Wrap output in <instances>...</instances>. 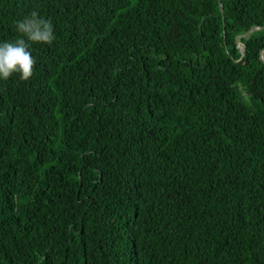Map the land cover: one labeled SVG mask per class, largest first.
Returning a JSON list of instances; mask_svg holds the SVG:
<instances>
[{"label":"trees","instance_id":"trees-1","mask_svg":"<svg viewBox=\"0 0 264 264\" xmlns=\"http://www.w3.org/2000/svg\"><path fill=\"white\" fill-rule=\"evenodd\" d=\"M34 11L56 40L0 81V264H264V29L237 44L264 0H0V41Z\"/></svg>","mask_w":264,"mask_h":264},{"label":"clouds","instance_id":"clouds-1","mask_svg":"<svg viewBox=\"0 0 264 264\" xmlns=\"http://www.w3.org/2000/svg\"><path fill=\"white\" fill-rule=\"evenodd\" d=\"M14 23L17 38L0 41V81L16 76L29 81L37 63L31 49L34 44L52 45L56 40L55 26L52 20L42 18L35 11Z\"/></svg>","mask_w":264,"mask_h":264},{"label":"water","instance_id":"water-1","mask_svg":"<svg viewBox=\"0 0 264 264\" xmlns=\"http://www.w3.org/2000/svg\"><path fill=\"white\" fill-rule=\"evenodd\" d=\"M221 10H222V13L224 14V6H223V5H221ZM261 29H264V27H263V28L254 27V28H253L248 34H246L245 36L239 37V38L237 39V44L240 45L242 39L250 37L255 31H257V30H261ZM225 34H226V32H225ZM240 51H241L242 54H243V58H242V59H244V58H245V55H246L245 48H244V49L240 48ZM262 60L264 61V51H263V53H262Z\"/></svg>","mask_w":264,"mask_h":264}]
</instances>
